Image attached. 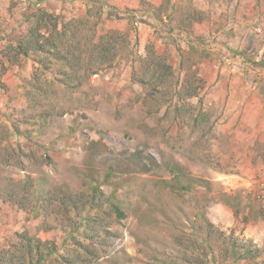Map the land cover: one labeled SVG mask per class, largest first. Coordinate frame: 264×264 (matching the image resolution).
<instances>
[{
  "label": "rangeland",
  "instance_id": "rangeland-1",
  "mask_svg": "<svg viewBox=\"0 0 264 264\" xmlns=\"http://www.w3.org/2000/svg\"><path fill=\"white\" fill-rule=\"evenodd\" d=\"M38 9L66 22L102 9L98 34L127 33L129 46L68 90L37 56H3ZM148 46L174 68L162 95L136 83ZM0 60V249L26 232L68 248L69 264H264V0H0ZM188 70L197 98L175 93ZM27 178L89 197L93 180L124 218L93 211L92 239H69L74 214L44 223L51 209L4 201ZM206 222L218 244L192 246ZM250 248L258 256L242 257Z\"/></svg>",
  "mask_w": 264,
  "mask_h": 264
},
{
  "label": "trees",
  "instance_id": "trees-1",
  "mask_svg": "<svg viewBox=\"0 0 264 264\" xmlns=\"http://www.w3.org/2000/svg\"><path fill=\"white\" fill-rule=\"evenodd\" d=\"M98 11L96 21L91 19L93 15L88 12L85 17L66 22L45 9H38L28 18L27 33L16 46L9 48L8 51H3V56L8 62L13 63L19 59V56H37L36 61L39 67L41 65L43 71H51L53 74L56 72V78L68 90L75 85L76 87L83 86L90 77L113 66L122 52L129 46L127 33L109 31L98 34V26L104 17L103 10L98 9ZM108 18L124 19L112 9L109 10ZM147 48L146 56L140 59L141 76L137 77L136 83L142 88H149L150 96L162 95L161 88L175 79L174 68L168 59L160 55L153 47L148 46ZM0 68V76H3L5 64L1 60ZM197 81L199 83L197 75H190L188 70L182 81L177 82L176 95L179 98H197L199 96L198 87L201 88L200 83L197 86ZM41 89L43 90V88ZM177 111L179 112V108ZM202 112L203 110L198 113L195 121L200 122L202 120L204 116ZM169 169L173 172V165ZM145 170L143 169V171ZM107 177L111 178V174H107ZM88 182L92 184L91 197L79 195L68 186L59 189H38V185L32 179L27 178L24 185L12 184L10 191L4 193V201L12 203L22 210L31 208L32 204L33 212L41 217L47 209H51V214L42 219L44 223H47L48 218L55 213L67 218L74 214L77 221H73L70 217L69 222L76 223L73 224V233L71 230L69 231L71 233L68 234L69 239L70 237L92 239L87 235L88 232L84 228H90L91 232L99 229L96 228L97 218L92 215L93 211L104 213V210L106 212L109 209L121 219L124 218V214L120 210L119 204L113 202L114 194L105 200L106 205L100 204L98 201L99 196H101L99 186H93V180L88 179ZM33 189L37 191L32 197ZM78 230L81 231L80 235L75 233ZM204 233L205 237L201 240L194 234L190 242L192 246H215L214 243L218 244L219 238L213 237L212 224L209 222L205 223ZM226 238L223 237L225 240ZM238 246L242 245L237 242L231 244L234 250H237ZM60 249L54 241H42L25 232L16 244L11 245L10 248L0 249V264H69L73 262L65 257L68 248L65 249L63 255H60ZM258 251L255 250V252ZM255 252L251 248L246 249L242 257L249 255L250 258H254L258 256ZM180 264L183 263L180 262Z\"/></svg>",
  "mask_w": 264,
  "mask_h": 264
}]
</instances>
